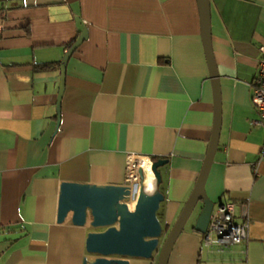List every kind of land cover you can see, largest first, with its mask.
I'll list each match as a JSON object with an SVG mask.
<instances>
[{
    "label": "crops",
    "instance_id": "0c3cea01",
    "mask_svg": "<svg viewBox=\"0 0 264 264\" xmlns=\"http://www.w3.org/2000/svg\"><path fill=\"white\" fill-rule=\"evenodd\" d=\"M210 26L221 127L205 192L214 207L231 201L236 216L247 206V238L217 250L191 226L167 264H264V128L251 124L248 85L264 44V0H210ZM83 28L57 104L60 60ZM213 120L197 0H0V264L93 259L88 223L73 225L71 211L43 220L40 200L57 199L62 182L125 184L127 154L167 160L158 185L167 233ZM157 254L128 264H156Z\"/></svg>",
    "mask_w": 264,
    "mask_h": 264
},
{
    "label": "water",
    "instance_id": "95a60500",
    "mask_svg": "<svg viewBox=\"0 0 264 264\" xmlns=\"http://www.w3.org/2000/svg\"><path fill=\"white\" fill-rule=\"evenodd\" d=\"M197 4L202 43L213 91L214 120L196 182L167 233L158 218L160 203L164 200L163 193L158 189L161 183L159 168L167 163L164 158L152 161L153 189L147 190L142 183L133 209H129L130 191L125 184L62 182L57 199L40 200L39 214L43 220L50 219L53 214L55 222L60 223L71 211L70 221L73 225L84 226L88 223L93 230L87 232L84 248L95 257L88 259L84 256L82 264H128V258L148 259L152 258L154 252L158 253L156 264H167L177 237L184 230L198 204L200 205L192 228L199 233H204L207 229L214 203L206 195L205 182L218 147L221 99L219 72L211 47L210 0H197ZM86 34V28H83L60 60L57 104L63 89L67 60L86 38ZM139 173L143 176L141 170Z\"/></svg>",
    "mask_w": 264,
    "mask_h": 264
},
{
    "label": "built area",
    "instance_id": "2783aa9c",
    "mask_svg": "<svg viewBox=\"0 0 264 264\" xmlns=\"http://www.w3.org/2000/svg\"><path fill=\"white\" fill-rule=\"evenodd\" d=\"M254 76L248 83L251 88V104L257 113L252 119V125L264 128V44L260 45ZM260 158H264V140L260 147ZM146 160L151 169V158L136 154H127L125 166V185L129 187L130 202L135 203L140 185L144 182L145 171L140 161ZM141 170L142 175H140ZM153 173V172H152ZM154 178V176H153ZM144 185V184H143ZM247 206L242 204L238 216L234 213V204L231 201L220 202L210 215L207 229L202 233V243L206 247H216L217 250L244 241L247 238L248 220Z\"/></svg>",
    "mask_w": 264,
    "mask_h": 264
},
{
    "label": "bare ground",
    "instance_id": "6f19581e",
    "mask_svg": "<svg viewBox=\"0 0 264 264\" xmlns=\"http://www.w3.org/2000/svg\"><path fill=\"white\" fill-rule=\"evenodd\" d=\"M140 163L145 171V179H144L143 184L147 190H152L153 189V173L149 167V163L145 159L144 160L142 159ZM133 206L129 207V209H133Z\"/></svg>",
    "mask_w": 264,
    "mask_h": 264
},
{
    "label": "rangeland",
    "instance_id": "374dc122",
    "mask_svg": "<svg viewBox=\"0 0 264 264\" xmlns=\"http://www.w3.org/2000/svg\"><path fill=\"white\" fill-rule=\"evenodd\" d=\"M129 203H130V202H129ZM199 205H200V204H198V205L196 206L195 211H194L193 214L191 215L190 219L187 221L184 230H186V228H189V227H191V226L193 225V222L195 221V218H196L197 213H198ZM155 254H156V253H155ZM157 256H158V254H157Z\"/></svg>",
    "mask_w": 264,
    "mask_h": 264
},
{
    "label": "trees",
    "instance_id": "16d2710c",
    "mask_svg": "<svg viewBox=\"0 0 264 264\" xmlns=\"http://www.w3.org/2000/svg\"><path fill=\"white\" fill-rule=\"evenodd\" d=\"M76 38H74L73 40H72V42L75 40ZM72 42H69V44H67L68 46H70L71 45V43ZM51 66H52V63H43V64H40V65H38V66H36L37 68H39V69H48V68H51ZM253 76H254V74H253ZM252 76V77H253ZM252 79V78H251ZM153 160H154V158H152ZM164 232H165V229H164Z\"/></svg>",
    "mask_w": 264,
    "mask_h": 264
}]
</instances>
